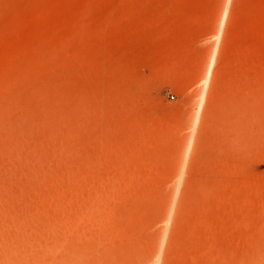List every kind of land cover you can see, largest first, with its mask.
I'll use <instances>...</instances> for the list:
<instances>
[{
	"label": "rangeland",
	"instance_id": "1",
	"mask_svg": "<svg viewBox=\"0 0 264 264\" xmlns=\"http://www.w3.org/2000/svg\"><path fill=\"white\" fill-rule=\"evenodd\" d=\"M0 264H264V0H0Z\"/></svg>",
	"mask_w": 264,
	"mask_h": 264
},
{
	"label": "bare ground",
	"instance_id": "2",
	"mask_svg": "<svg viewBox=\"0 0 264 264\" xmlns=\"http://www.w3.org/2000/svg\"><path fill=\"white\" fill-rule=\"evenodd\" d=\"M220 34V33H219ZM212 65V64H211ZM210 67V66H209ZM210 77H211V71H210V68H209V72H208V74H207V77H206V79L204 80V82H205V86H204V89L202 90V94H201V92H200V94H201V99H200V105L201 106H203L204 104H205V101H206V88H207V86H208V84H209V80H210ZM203 121V120H202ZM205 121V120H204ZM203 121V122H204ZM206 122V121H205Z\"/></svg>",
	"mask_w": 264,
	"mask_h": 264
},
{
	"label": "built area",
	"instance_id": "3",
	"mask_svg": "<svg viewBox=\"0 0 264 264\" xmlns=\"http://www.w3.org/2000/svg\"><path fill=\"white\" fill-rule=\"evenodd\" d=\"M170 98H171V100H174L175 97H174V95H170Z\"/></svg>",
	"mask_w": 264,
	"mask_h": 264
}]
</instances>
